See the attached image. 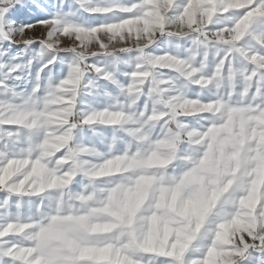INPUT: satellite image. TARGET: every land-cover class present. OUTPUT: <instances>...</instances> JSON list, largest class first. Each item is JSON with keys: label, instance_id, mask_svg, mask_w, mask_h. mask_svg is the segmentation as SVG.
Masks as SVG:
<instances>
[{"label": "snow or ice", "instance_id": "obj_1", "mask_svg": "<svg viewBox=\"0 0 264 264\" xmlns=\"http://www.w3.org/2000/svg\"><path fill=\"white\" fill-rule=\"evenodd\" d=\"M0 264H264V0H0Z\"/></svg>", "mask_w": 264, "mask_h": 264}]
</instances>
